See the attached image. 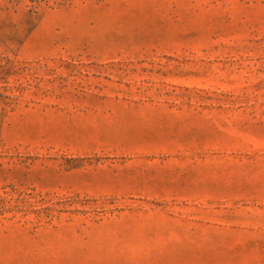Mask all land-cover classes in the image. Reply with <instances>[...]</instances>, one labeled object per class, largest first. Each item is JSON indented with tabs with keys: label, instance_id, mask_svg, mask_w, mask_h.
<instances>
[{
	"label": "rangeland",
	"instance_id": "1",
	"mask_svg": "<svg viewBox=\"0 0 264 264\" xmlns=\"http://www.w3.org/2000/svg\"><path fill=\"white\" fill-rule=\"evenodd\" d=\"M0 264H264V0H0Z\"/></svg>",
	"mask_w": 264,
	"mask_h": 264
}]
</instances>
